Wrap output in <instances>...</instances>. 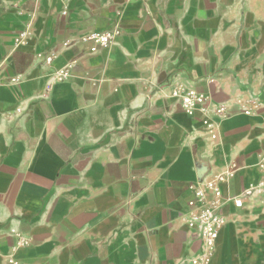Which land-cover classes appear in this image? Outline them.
I'll use <instances>...</instances> for the list:
<instances>
[{
    "label": "crops",
    "instance_id": "crops-1",
    "mask_svg": "<svg viewBox=\"0 0 264 264\" xmlns=\"http://www.w3.org/2000/svg\"><path fill=\"white\" fill-rule=\"evenodd\" d=\"M262 155L264 0H0V264H186L189 185L227 169L206 264H264Z\"/></svg>",
    "mask_w": 264,
    "mask_h": 264
},
{
    "label": "built area",
    "instance_id": "built-area-1",
    "mask_svg": "<svg viewBox=\"0 0 264 264\" xmlns=\"http://www.w3.org/2000/svg\"><path fill=\"white\" fill-rule=\"evenodd\" d=\"M119 33V29H107L104 32H90L83 40H92V45L89 47L91 51H95L99 46L105 47L113 38ZM28 35L26 29L19 31L18 35L14 38V45L17 46L23 43ZM51 55L45 56V61L50 62ZM70 64L65 63L57 68L53 73V82L62 81L70 76ZM11 82H17V77L10 78ZM171 95L179 98L183 110L188 114H193L196 110H200L203 115L206 110L210 109L214 117H221L225 113V107L221 103L212 102L211 98L204 93L198 92L196 89H186L174 87L171 90ZM246 112V110H245ZM205 122L209 124L210 118L204 117ZM216 133H212L214 138ZM260 165L264 166V155L261 156ZM233 176V170L227 169L217 173L213 178L198 183H191L190 189L193 191V198L187 204L190 209L184 214V221L188 227L195 232L198 239L202 241V250L198 255H193L188 258L186 264H206L209 260L219 229L225 223L223 216L220 214V206L226 200H232L236 205H241L239 197L224 198L221 191L220 183L227 181ZM264 188V179H259L256 183L244 189V195H250L252 192ZM23 244L24 240L19 241ZM12 261V260H11ZM12 263L16 264L15 261Z\"/></svg>",
    "mask_w": 264,
    "mask_h": 264
}]
</instances>
